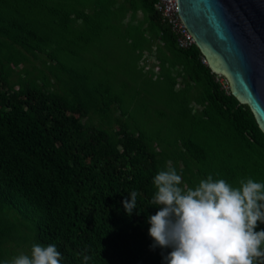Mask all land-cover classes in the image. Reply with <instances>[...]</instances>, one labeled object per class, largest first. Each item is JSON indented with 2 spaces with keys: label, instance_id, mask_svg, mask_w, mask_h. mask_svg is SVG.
Listing matches in <instances>:
<instances>
[{
  "label": "trees",
  "instance_id": "obj_1",
  "mask_svg": "<svg viewBox=\"0 0 264 264\" xmlns=\"http://www.w3.org/2000/svg\"><path fill=\"white\" fill-rule=\"evenodd\" d=\"M155 1L0 0V264L34 243L61 264L86 248L87 264H166L147 217L169 161L183 187L264 182L249 106L176 45Z\"/></svg>",
  "mask_w": 264,
  "mask_h": 264
},
{
  "label": "clouds",
  "instance_id": "obj_2",
  "mask_svg": "<svg viewBox=\"0 0 264 264\" xmlns=\"http://www.w3.org/2000/svg\"><path fill=\"white\" fill-rule=\"evenodd\" d=\"M182 175L172 162L153 177L151 205L158 210L147 217L150 247L170 248L166 264H264V182L242 178L238 186L209 174L195 187H183ZM137 191L123 203L126 214L137 209ZM84 249L82 259H91ZM55 244L34 243L30 254L20 253L3 264H61Z\"/></svg>",
  "mask_w": 264,
  "mask_h": 264
},
{
  "label": "water",
  "instance_id": "obj_3",
  "mask_svg": "<svg viewBox=\"0 0 264 264\" xmlns=\"http://www.w3.org/2000/svg\"><path fill=\"white\" fill-rule=\"evenodd\" d=\"M177 12L214 72L264 132V0H176Z\"/></svg>",
  "mask_w": 264,
  "mask_h": 264
},
{
  "label": "built area",
  "instance_id": "obj_4",
  "mask_svg": "<svg viewBox=\"0 0 264 264\" xmlns=\"http://www.w3.org/2000/svg\"><path fill=\"white\" fill-rule=\"evenodd\" d=\"M154 8L160 20L165 23L174 34L176 45L179 48H187L195 45L193 36L189 33L181 20L176 6V0H156ZM206 63L204 57L201 58Z\"/></svg>",
  "mask_w": 264,
  "mask_h": 264
},
{
  "label": "rangeland",
  "instance_id": "obj_5",
  "mask_svg": "<svg viewBox=\"0 0 264 264\" xmlns=\"http://www.w3.org/2000/svg\"><path fill=\"white\" fill-rule=\"evenodd\" d=\"M145 58H144V60H145L144 65L147 68L154 67L153 63H155V61L153 60V58L151 56L150 57L145 56ZM20 66H21V64L18 67H20ZM216 73L218 74V80L222 82L224 87H228L229 90H230L229 82H228V79H227L226 75L224 73H222L221 71H217ZM20 253H24V251H22L20 248H18L17 249V253L14 254V257L19 255Z\"/></svg>",
  "mask_w": 264,
  "mask_h": 264
}]
</instances>
